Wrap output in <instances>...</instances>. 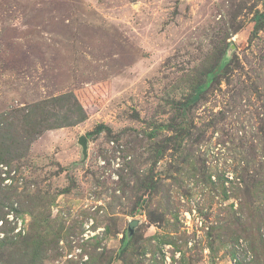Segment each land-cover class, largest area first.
<instances>
[{"label": "rangeland", "instance_id": "rangeland-1", "mask_svg": "<svg viewBox=\"0 0 264 264\" xmlns=\"http://www.w3.org/2000/svg\"><path fill=\"white\" fill-rule=\"evenodd\" d=\"M31 109L73 123L0 149V264H264V0H0Z\"/></svg>", "mask_w": 264, "mask_h": 264}, {"label": "trees", "instance_id": "trees-1", "mask_svg": "<svg viewBox=\"0 0 264 264\" xmlns=\"http://www.w3.org/2000/svg\"><path fill=\"white\" fill-rule=\"evenodd\" d=\"M214 77V74H213ZM211 77V78H213ZM201 91H203V88L199 89L193 96L191 99L196 100ZM74 98V100H76V103L79 104L76 96L73 93H65L62 94L58 97L53 98L51 101L53 102H58V101H68L70 98ZM31 118L28 119V122L26 124V128H25V132L23 134H21V136L19 138H11L9 136L8 133L4 134L2 133L3 128H5L6 131L10 130L11 127H6V125H8V123L2 121L3 125H1L0 123V137H5L6 136V140H1L0 139V149H2V151L4 150V152H10L11 150H14L12 147H14V144L17 145L18 147L21 145L22 149L25 150V148H27V146L34 140L36 139L38 136H40L41 131L43 130V128H51V127H62L65 126L67 124H71L73 122H68L66 121V119H62V118H54L53 120H49V118L47 116H45V114L40 115L38 114V112L34 111V109H31ZM2 117H0L1 119ZM77 121H80L83 119V117L78 116L76 117ZM1 122V120H0ZM5 125V126H4ZM2 129V130H1Z\"/></svg>", "mask_w": 264, "mask_h": 264}, {"label": "water", "instance_id": "water-1", "mask_svg": "<svg viewBox=\"0 0 264 264\" xmlns=\"http://www.w3.org/2000/svg\"><path fill=\"white\" fill-rule=\"evenodd\" d=\"M80 142H81V144H82V146H83V149H84V152H86V150H87V141H86V137L85 136H82L81 138H80ZM138 224V220H133L131 223H130V229L132 230L133 228H134V226L135 225H137Z\"/></svg>", "mask_w": 264, "mask_h": 264}]
</instances>
